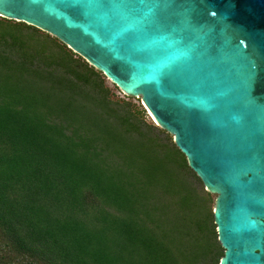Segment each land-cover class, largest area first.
I'll list each match as a JSON object with an SVG mask.
<instances>
[{"label":"trees","instance_id":"obj_1","mask_svg":"<svg viewBox=\"0 0 264 264\" xmlns=\"http://www.w3.org/2000/svg\"><path fill=\"white\" fill-rule=\"evenodd\" d=\"M40 30L0 18V264H220L174 134Z\"/></svg>","mask_w":264,"mask_h":264},{"label":"water","instance_id":"obj_2","mask_svg":"<svg viewBox=\"0 0 264 264\" xmlns=\"http://www.w3.org/2000/svg\"><path fill=\"white\" fill-rule=\"evenodd\" d=\"M141 96L218 194L220 264H264V0H0Z\"/></svg>","mask_w":264,"mask_h":264},{"label":"rangeland","instance_id":"obj_3","mask_svg":"<svg viewBox=\"0 0 264 264\" xmlns=\"http://www.w3.org/2000/svg\"><path fill=\"white\" fill-rule=\"evenodd\" d=\"M0 18L6 19L8 21L16 22V23H22L19 20L12 19V18H9V17L4 16V15H1V14H0ZM40 31H42L43 33H49V32H47V31H45L43 29H41ZM49 35L52 36V37L54 36L51 33H49ZM67 47L70 48L69 46H67ZM89 64L90 65H93L91 62H89ZM95 68L98 69L96 66H95ZM103 74H104V77H105V80H106V83H107L108 87L111 89V91L113 92V94L115 95L116 98L127 99V100L133 101L136 104H140L141 107H142V109H144V117H145V119L148 122H151V123L155 124L156 126L163 128L156 121V119L154 118V116L152 115V113L149 111V109H147V107L143 104V102L141 100V96H135V95L128 94L110 76L106 75L104 72H103ZM174 141H175V137H174ZM205 190L206 191H209L211 193V195L213 196V198L217 201V198H218V194L217 193H215L214 191H211L207 187L205 188ZM215 207H216V204L214 205V210L213 211H215ZM220 263H221V261H220Z\"/></svg>","mask_w":264,"mask_h":264}]
</instances>
